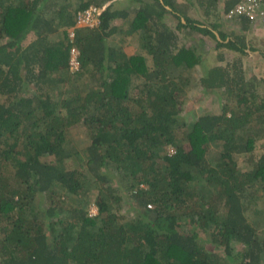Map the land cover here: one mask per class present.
<instances>
[{
	"label": "trees",
	"instance_id": "trees-1",
	"mask_svg": "<svg viewBox=\"0 0 264 264\" xmlns=\"http://www.w3.org/2000/svg\"><path fill=\"white\" fill-rule=\"evenodd\" d=\"M110 1L0 0V264H264L246 215L264 197V151L239 164L264 148V76L226 61L252 50L219 19L238 0ZM90 6L99 25L77 26ZM129 39L144 51L127 54ZM198 89L223 105L187 122Z\"/></svg>",
	"mask_w": 264,
	"mask_h": 264
},
{
	"label": "rangeland",
	"instance_id": "rangeland-1",
	"mask_svg": "<svg viewBox=\"0 0 264 264\" xmlns=\"http://www.w3.org/2000/svg\"><path fill=\"white\" fill-rule=\"evenodd\" d=\"M114 0L110 1L113 2ZM226 0H223L225 2ZM80 2V0H74V6L76 7L77 4ZM187 5V3H185ZM179 6L183 8L184 3L181 1L179 3ZM223 5L221 6V8ZM189 11L191 13L195 14L198 12L201 13L200 9L191 8ZM220 22L223 24V29L226 31H239L241 30V34L244 35L245 39V45L247 46V51H251L249 56L243 55V54H237L233 55L228 50L225 52L226 55H224L226 61H230L234 58V56H238L241 59V63L246 70V75L249 76L251 74H256L257 76H264V56L260 54V50H264V31H258L255 30V26H251L249 31H243V24H235L233 25L232 21H229L225 18V15L222 16V13L219 17ZM167 21L171 26H175L177 23V20L174 16L167 14ZM84 27V26H83ZM259 29V28H258ZM70 36H72V33L74 32V28H71L69 30ZM120 37L117 39L119 41ZM130 41V42H128ZM127 41V45L123 44V48L126 47L125 52L127 54H136V53H142L144 50L142 49V45L139 43V40L131 42V39ZM197 44L198 50L200 49L201 52H209V60L212 63H220L217 60L219 59V53H212L211 49V41L205 39L203 41L201 40H195L193 41ZM251 49V50H250ZM225 60H222L221 63H223ZM225 61V62H226ZM215 93L210 94H204L201 93V91L198 89L195 93H187L186 96L183 98V110L181 112L182 119H184L187 122H193L195 119L203 112H210V113H218L221 110V104L223 103L220 97ZM223 105V104H222ZM76 127V137L75 142L79 146V148H83L85 145L89 143V134L87 133L85 126L83 124L74 126ZM74 133V132H73ZM264 151L263 146L261 145V141L258 142V147L253 151L251 155L241 156L240 159V166L244 169H251L252 163L254 160L259 158L260 154H262ZM74 162L76 165H78V161L75 158ZM74 164V163H73ZM75 165V164H74ZM73 165V166H74ZM89 209L92 214H95L97 212V207L95 204H90ZM248 219L251 222H258L261 226V230H264V197L259 198L257 200V203H254L251 208L246 213ZM244 248V245L241 243H235L234 244V254H238L239 251H241ZM217 251L222 250L219 248H215ZM235 255V256H236Z\"/></svg>",
	"mask_w": 264,
	"mask_h": 264
},
{
	"label": "built area",
	"instance_id": "built-area-1",
	"mask_svg": "<svg viewBox=\"0 0 264 264\" xmlns=\"http://www.w3.org/2000/svg\"><path fill=\"white\" fill-rule=\"evenodd\" d=\"M102 10V8L90 6L84 11L78 12L77 26L90 28L98 26L100 21L99 16ZM226 18L232 22H237V24H242L244 20H247L251 26L261 27L264 30V0H238L226 12ZM71 37H74V32ZM71 53L70 63L72 69H78L80 66L78 49L73 47Z\"/></svg>",
	"mask_w": 264,
	"mask_h": 264
},
{
	"label": "crops",
	"instance_id": "crops-1",
	"mask_svg": "<svg viewBox=\"0 0 264 264\" xmlns=\"http://www.w3.org/2000/svg\"><path fill=\"white\" fill-rule=\"evenodd\" d=\"M222 5H223V7H224V2H223V0H221V2H220V7H219V8H220V11H222V9H223V7L221 8ZM234 5H235V4H234ZM226 12H227V11H226ZM226 12H225V13H226ZM236 23H237V22H233L232 24L235 25ZM172 27H173V26H172ZM250 27H251V26H250ZM258 28H259V29H258ZM249 29H250V28H249ZM249 29L245 30V32H246V31H249ZM256 29H257L258 31H264L261 27H256L255 30H256ZM242 30H243V29H242ZM243 31H244V30H243ZM238 32H241V30H239ZM241 33H242V32H241ZM139 43L142 45V42L139 41ZM125 45H127V44H125ZM125 49H126V47L124 48V50H125Z\"/></svg>",
	"mask_w": 264,
	"mask_h": 264
},
{
	"label": "flooded vegetation",
	"instance_id": "flooded-vegetation-1",
	"mask_svg": "<svg viewBox=\"0 0 264 264\" xmlns=\"http://www.w3.org/2000/svg\"><path fill=\"white\" fill-rule=\"evenodd\" d=\"M223 15H225V18H226V13H224ZM227 19V18H226ZM228 20V19H227ZM230 21V20H229Z\"/></svg>",
	"mask_w": 264,
	"mask_h": 264
},
{
	"label": "clouds",
	"instance_id": "clouds-1",
	"mask_svg": "<svg viewBox=\"0 0 264 264\" xmlns=\"http://www.w3.org/2000/svg\"><path fill=\"white\" fill-rule=\"evenodd\" d=\"M100 20V19H99Z\"/></svg>",
	"mask_w": 264,
	"mask_h": 264
}]
</instances>
